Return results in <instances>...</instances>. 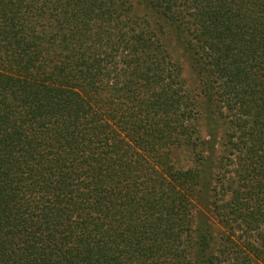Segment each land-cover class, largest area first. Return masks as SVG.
<instances>
[{
  "label": "trees",
  "instance_id": "16d2710c",
  "mask_svg": "<svg viewBox=\"0 0 264 264\" xmlns=\"http://www.w3.org/2000/svg\"><path fill=\"white\" fill-rule=\"evenodd\" d=\"M0 264H264V0H0Z\"/></svg>",
  "mask_w": 264,
  "mask_h": 264
},
{
  "label": "rangeland",
  "instance_id": "374dc122",
  "mask_svg": "<svg viewBox=\"0 0 264 264\" xmlns=\"http://www.w3.org/2000/svg\"><path fill=\"white\" fill-rule=\"evenodd\" d=\"M171 52L174 60L180 64V67L182 69V77L188 91L196 93L198 90L197 81L187 55L173 43L171 44ZM197 208L199 212H201V214H204L209 218L212 225H219L217 221L210 215V213L204 210L203 207H201L199 204H197Z\"/></svg>",
  "mask_w": 264,
  "mask_h": 264
}]
</instances>
